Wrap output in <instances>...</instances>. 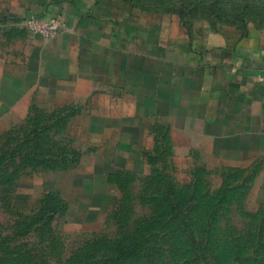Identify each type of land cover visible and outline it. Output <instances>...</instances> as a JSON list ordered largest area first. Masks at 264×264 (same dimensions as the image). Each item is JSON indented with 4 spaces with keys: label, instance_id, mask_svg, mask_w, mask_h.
Masks as SVG:
<instances>
[{
    "label": "crops",
    "instance_id": "0c3cea01",
    "mask_svg": "<svg viewBox=\"0 0 264 264\" xmlns=\"http://www.w3.org/2000/svg\"><path fill=\"white\" fill-rule=\"evenodd\" d=\"M61 30L31 34L26 17ZM40 99L118 170L172 159L264 170V26L211 28L118 0H0V106Z\"/></svg>",
    "mask_w": 264,
    "mask_h": 264
},
{
    "label": "rangeland",
    "instance_id": "374dc122",
    "mask_svg": "<svg viewBox=\"0 0 264 264\" xmlns=\"http://www.w3.org/2000/svg\"><path fill=\"white\" fill-rule=\"evenodd\" d=\"M184 22L264 26V0H118ZM40 99L0 106V264H264V170L173 160L141 172L68 135Z\"/></svg>",
    "mask_w": 264,
    "mask_h": 264
},
{
    "label": "built area",
    "instance_id": "2783aa9c",
    "mask_svg": "<svg viewBox=\"0 0 264 264\" xmlns=\"http://www.w3.org/2000/svg\"><path fill=\"white\" fill-rule=\"evenodd\" d=\"M25 28L34 35L51 37L62 28V22L58 17H26L23 20Z\"/></svg>",
    "mask_w": 264,
    "mask_h": 264
}]
</instances>
